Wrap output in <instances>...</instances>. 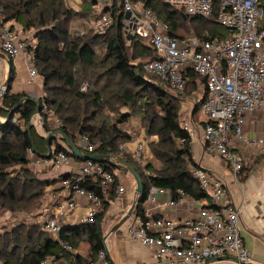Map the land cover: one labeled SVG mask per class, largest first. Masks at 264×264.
<instances>
[{"label":"trees","instance_id":"1","mask_svg":"<svg viewBox=\"0 0 264 264\" xmlns=\"http://www.w3.org/2000/svg\"><path fill=\"white\" fill-rule=\"evenodd\" d=\"M143 1L169 25L170 35L206 39L231 35L229 28L215 20L219 13L220 0H215L212 20L188 15L181 8L171 6L163 0ZM84 4L87 12H83V17H89L91 1L86 0ZM0 12L7 20L17 21L25 30L34 31L37 42L31 50L35 57L34 65L38 67L39 75L43 79V99L60 122L52 126L46 118L41 127L47 135H56L51 148L47 146L46 137L42 136L31 122L37 108L34 101H24L10 120L0 122V212L31 213L39 207L46 194V187L50 182L31 173L27 158L29 147H33L41 156L66 152L75 160L81 161L72 153L64 137L69 138L78 147L77 139L82 135L88 136L95 145L93 154L121 156L137 169L145 192L143 199L137 202L134 208L136 215L144 217L143 204L153 186L169 189L173 193L183 189L195 199L206 200L210 205L209 194L201 188L197 178L188 168L190 165L200 166L193 159V139L182 128V122L179 120L182 98L173 94L176 91L172 90L168 83L144 69L145 63L157 59V54L150 44L140 38L128 44L116 25L105 34L90 30L73 36L67 24L76 13L67 8L65 0H0ZM98 44H103L107 50L108 67L101 73L95 70L104 62H98L95 48ZM145 72L156 77L161 84L149 81ZM184 76L186 84L182 92L187 88L191 91L197 90L200 83L204 87V95L195 103L192 112L194 116L199 117L196 122L204 124L205 120L200 114L201 105L208 94L205 80L192 69ZM14 77L12 66L10 84ZM100 77H106L107 80L118 78L114 95L122 103L135 104L136 101H141L146 107L148 114L143 115V118L149 119L147 134L159 137L157 142L150 144L152 157L159 163V167L151 161L143 167L130 154L121 150L122 143L131 140L132 136L117 124L98 118L106 105L103 100L106 86L97 88ZM85 83L88 86L82 90ZM128 85H133L138 90L134 91V88H129ZM148 92L150 94H146ZM27 97L29 96L26 93H12L9 85L6 94L1 98L0 114L7 117L10 110ZM36 99L41 104L42 97ZM16 115L19 123L13 122ZM129 118V114H122L118 121L123 123ZM196 122L194 120L193 123ZM58 138L64 145L56 141ZM180 138H186V142L178 148L176 140ZM261 157L263 158L264 154ZM120 165L112 164L114 168H119ZM124 168L128 171L125 166ZM248 169L244 167L241 179L245 178ZM145 170L153 173V176L147 175ZM85 188L103 200L104 209L95 216L93 223L61 227L59 242L44 228L45 224L17 223L0 233V264H39L46 256L53 258V262L65 258L70 260L71 264H88L90 260H95L98 252L105 248L107 212L116 198V193L115 190L108 194L103 193L99 184L91 180ZM65 246H70L75 252Z\"/></svg>","mask_w":264,"mask_h":264},{"label":"built area","instance_id":"2","mask_svg":"<svg viewBox=\"0 0 264 264\" xmlns=\"http://www.w3.org/2000/svg\"><path fill=\"white\" fill-rule=\"evenodd\" d=\"M90 1L91 20L83 21L81 33L92 30L105 34L116 25L128 44L139 38L145 40L155 50L157 59L145 63L144 69L156 74L176 92H182L185 88L184 75L190 69L205 80L208 94L201 105L205 123L190 121L182 122L181 126L192 139L201 135L206 155L220 157L234 179L239 181L246 167V159L237 146L264 151L258 140L250 138L245 131L248 116L257 110L264 111V29L259 24L263 14L261 0H220L215 20L229 28L231 35L212 39L170 35L169 25L143 0ZM163 1L181 8L191 16L207 20H212L214 16L215 0ZM34 46V42H28L26 32L0 12V52L10 59L22 56L30 81L39 76L31 50ZM87 86L85 83L82 90ZM2 93L3 88L0 86ZM43 97L44 94L40 112L32 116L33 124L42 127L47 118L49 124L58 125L59 120ZM13 122L19 123L17 118H13ZM185 142L186 138H180L176 140V145L181 148ZM77 145L84 154H93L95 149V145L85 135L78 137ZM120 149L143 167L152 158L148 143L140 138H136L132 150H127L125 144ZM27 158L29 166L51 167L54 170H60L75 160L66 152L41 156L33 147L27 149ZM188 168L201 188L209 194L210 205L206 200L195 199L183 189L173 193L169 189L153 186L143 204L144 217L135 214L132 223L127 226L129 236L149 248L158 264H198L206 260L207 264L251 263V254L240 230V207L227 200V179L215 170L192 165ZM118 170L112 164L90 159L81 161L69 177L61 180V187L72 198L58 204L59 213L67 214L75 209L74 196H84L91 201L85 223H93L95 216L104 209L103 200L87 190L85 185L91 180L99 184L105 194L115 190L116 196L122 195L127 192V187L124 183L117 184ZM145 172L153 176L150 171ZM160 195L166 197V206L194 211L195 215L176 220L152 214L145 204H157ZM64 225L56 218L45 223L47 231L58 242ZM65 248L73 251L70 246ZM39 264H53V258L46 256ZM88 264L113 263L107 251L101 249L97 258Z\"/></svg>","mask_w":264,"mask_h":264},{"label":"crops","instance_id":"3","mask_svg":"<svg viewBox=\"0 0 264 264\" xmlns=\"http://www.w3.org/2000/svg\"><path fill=\"white\" fill-rule=\"evenodd\" d=\"M261 2L263 14L259 20V24L264 29V0H261ZM88 18H90V16L87 17V19ZM13 23L25 32H29L28 30H25L19 22L13 20ZM83 25L82 22V26ZM12 66L14 68L15 77L11 81V84H9L11 86V92L26 93L29 97L34 98L42 97L44 94L43 79L39 75L36 79L30 81L28 68L22 56H18L14 59H10L7 56H0V86H2L10 76ZM1 106L2 102L0 100V107ZM4 118L6 117L0 114V122H4ZM35 128L42 136L46 137V133L41 127L35 126ZM245 131L250 138L257 139L260 145L264 147L263 110H257L248 116ZM129 134L133 138V134ZM56 141L64 145V142L59 138ZM129 141L122 144H125L127 150L130 151L134 148L135 141L130 143ZM191 147L193 159L201 168L220 172L221 175L227 179L229 184L227 200L240 207V230L244 239V244L250 251L252 257L251 263L264 264V157H261L264 154V151L260 148L249 149L241 145L237 146L238 151L244 155L246 159V167L249 169L247 173L245 172L244 179L239 178V181H236L232 176L230 169L220 157L215 154L206 155L205 143L202 140L201 135H198L193 139ZM80 162L81 161L78 160H72L69 165L64 166L60 170H54L51 167L43 168L33 165L32 168H36L37 172L38 170H50L53 174L52 178L42 179L35 171L36 176L39 179L50 182L46 187V194L43 197L41 204L31 213L18 212L14 217L9 214L3 217L7 220L9 219V222L13 224L14 222L23 221L31 224L44 225L51 218H56L58 221L64 222L65 225L78 226L85 223L91 206V201L86 197L74 196L76 202L75 209L69 211L67 214L59 213V210L57 209L60 202L72 198V195L61 187V180L64 176L69 175L76 170V168L79 167ZM29 167H31V165ZM136 199L137 194L135 190L133 189L131 193L127 190L126 193L116 196L107 212L104 249L107 251L113 264H158L152 251L149 248L142 246L137 240L131 238L127 232L128 224H131L133 221L135 215L134 212H132L130 217L117 230L111 232L113 226L119 222V219H122L128 213ZM165 201L166 197L160 195L157 204L149 205V203H146L145 207L148 208L152 214L155 213L176 220L182 219L186 216L195 215L194 211L188 212L181 208H170L164 204ZM6 213H8V211ZM110 217H113V219ZM115 218L119 219L115 220ZM4 225L5 226H0L1 232H5L12 227L7 226V223ZM44 228L46 227L44 226ZM77 252L82 254L80 251ZM65 261L70 263V260L68 261L65 258H62L59 262Z\"/></svg>","mask_w":264,"mask_h":264},{"label":"rangeland","instance_id":"4","mask_svg":"<svg viewBox=\"0 0 264 264\" xmlns=\"http://www.w3.org/2000/svg\"><path fill=\"white\" fill-rule=\"evenodd\" d=\"M85 1L86 0H65V4H66L67 8H69L70 10H72L73 12L76 13L74 18L69 20V22L67 24L68 30L73 36L81 34V30L83 27L82 22L85 19H87V17H83L84 16L83 12L84 13L87 12L86 8H85L86 5L84 4ZM88 13H91V11H89ZM88 19L91 20V18H88ZM26 34L28 35V42H34V44H36L37 41L34 37L35 36L34 31L31 30L28 33L26 32ZM95 48H96V51L98 54V62L104 61L103 63L99 64L98 67H96V69H95V70H98L99 73H101L104 70H106L108 67L107 50L103 44H98ZM134 63H136V60L134 61ZM35 67H36V65H35ZM37 69H38V67H37ZM145 76L149 81L157 83V84H161L160 81L156 77L152 76L151 74L145 72ZM95 77H96V74H94V78ZM98 82H99V84L97 85V88L102 87V86H106V88L104 89V92H103V96H104L103 100L106 103V105H105V107H103V110L99 114L98 118L99 119H106L109 123L117 124L124 131L133 134V138L131 139V141H129V143L134 142L136 140V138L145 139L146 142L148 143V147H149L150 155H151L152 153H151L150 144L152 142H157L159 140V137H158V135L147 134L146 126L149 122V119L145 120L143 118V115L148 114L145 111L146 107L143 105V103L141 101H138V102L136 101L135 104H124V103H122V101L119 98L115 97V95H114L115 89L114 88H115L116 83L118 82V78L107 80L106 77H100ZM128 87L134 88V91L138 90V88L134 87L133 85H128ZM166 89H167V91H169L168 88H166ZM204 92H205V90H204V87L201 83L198 85L197 90L191 91L190 88H187L184 92H173V94L176 97L182 98V101L180 104V110H179L180 122H190V121L194 122V120L196 122V120L199 117L194 116V114H192V112H193L195 103L198 102L201 99V97H203ZM43 93H44V90H43ZM146 94H150V93L148 92ZM111 109H113V111ZM122 114H129L130 118L126 122L120 123L118 120ZM200 115H202L201 116L202 118H205L203 113ZM14 118H17V115ZM32 123H33V121H32ZM52 126H55V125H52ZM39 130H41V129H39ZM148 159H150V158H148ZM149 161H151L153 164H155L157 167H159V163L155 159H153V157ZM120 166L121 167L118 168L119 169L118 170L119 180H118L117 184L124 183V185L127 187L128 192L131 193L133 189L136 190L135 179L130 172L126 171V169L124 168L123 165H120ZM32 167H33V165H31V167H30L31 173L34 176H36V173H37V175L42 179H48V178L53 177V174L50 172V170H46V171L45 170H42V171L38 170V172H37V169L32 168ZM17 169H18V167H17ZM10 170H12V168ZM35 171H36V173H35ZM6 212L7 211H1L0 212V226H5L4 224L7 223V226L10 227V226H14L17 223H21V222H16V223L14 222V224L10 223L9 219L7 220L3 216H6L7 214H9L10 216L14 217L16 213H12L9 211H8V213H6ZM111 219H113V217ZM118 219L119 218H115V220H118ZM120 220L121 219H119V221ZM0 233H2V232L0 231ZM53 264H71V263H68L65 261V262H53Z\"/></svg>","mask_w":264,"mask_h":264},{"label":"water","instance_id":"5","mask_svg":"<svg viewBox=\"0 0 264 264\" xmlns=\"http://www.w3.org/2000/svg\"><path fill=\"white\" fill-rule=\"evenodd\" d=\"M0 56L6 57L5 54H3L2 52H0ZM9 84H10V76L5 81V83L2 85L3 93L0 94V100L6 94L8 88H9ZM27 100L34 101L35 103H37V108H36L34 114H38L40 112V110H41V104L39 103V101L36 98L27 97V98L22 99L18 104H16L10 110L8 116L5 118V121L10 120L11 117L13 116V114L22 105V103L24 101H27ZM30 127H31V124L28 126V129H30ZM55 138H56V135L53 134V133H49L48 135H46V142H47L48 148H51L52 140L55 139ZM64 140L67 142V144H68L70 150L72 151V153L79 160L86 161V160L90 159V160H93L95 162H101V163H107V164H113V165L121 164V165L125 166L128 169V171L132 174V176L134 177L135 182H136V190H135V192L137 194V199H136L135 203L133 204V206L128 211V213L117 224H115V226H113L111 232L117 230L130 217V215L132 214L137 202H139V201H141L143 199V195H144L145 189H144L143 181H142V178H141L140 174L138 173L137 169L133 165L129 164L121 156L116 157V156H113L111 154H101V153L84 154V153H82V151L69 138L64 137ZM43 156H46V155H43ZM207 262H208V260H206L204 262V264H207ZM243 264H253V263H243Z\"/></svg>","mask_w":264,"mask_h":264}]
</instances>
